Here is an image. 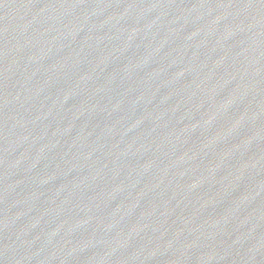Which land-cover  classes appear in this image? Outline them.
I'll list each match as a JSON object with an SVG mask.
<instances>
[{"label": "water", "instance_id": "obj_1", "mask_svg": "<svg viewBox=\"0 0 264 264\" xmlns=\"http://www.w3.org/2000/svg\"><path fill=\"white\" fill-rule=\"evenodd\" d=\"M0 264H264V0H0Z\"/></svg>", "mask_w": 264, "mask_h": 264}]
</instances>
